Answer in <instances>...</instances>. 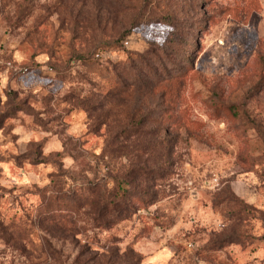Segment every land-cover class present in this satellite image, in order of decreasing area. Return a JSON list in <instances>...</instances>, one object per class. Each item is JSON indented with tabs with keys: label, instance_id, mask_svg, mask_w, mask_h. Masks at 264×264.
Masks as SVG:
<instances>
[{
	"label": "rangeland",
	"instance_id": "374dc122",
	"mask_svg": "<svg viewBox=\"0 0 264 264\" xmlns=\"http://www.w3.org/2000/svg\"><path fill=\"white\" fill-rule=\"evenodd\" d=\"M9 57L0 264H44L45 236L66 263L89 243L134 264H264V0H0ZM96 184L135 213L93 221ZM48 199L75 239L39 222Z\"/></svg>",
	"mask_w": 264,
	"mask_h": 264
},
{
	"label": "trees",
	"instance_id": "16d2710c",
	"mask_svg": "<svg viewBox=\"0 0 264 264\" xmlns=\"http://www.w3.org/2000/svg\"><path fill=\"white\" fill-rule=\"evenodd\" d=\"M96 59L99 61H108L111 59L110 55L104 53V52H97L95 53ZM13 61L14 57H9L7 60L4 61L3 64H0L1 66L6 68L7 61ZM41 63L38 61L35 62L32 66H29V69L37 68L40 66ZM4 69V68H3ZM2 69V70H3ZM0 69V71H2ZM56 72V70H55ZM58 176L57 173H52L51 178ZM59 183V181L55 182ZM58 193H60L61 188L57 189ZM111 191L104 190L100 185L96 184L94 185V188L91 189V197H93V206L95 208V211L93 213V216L91 219L93 221H98L100 219H103L107 216H112L111 218H106L105 222L103 223V226L105 228L110 227L115 221L118 220H124L129 219L132 213H135V208L130 207L131 203H128L126 201H117V200H111L110 201V193ZM57 193V194H58ZM51 201L46 200L45 202H42L41 207L42 208H51L48 213H44L43 215H39V222L43 223L44 227L46 226H54V227H60L64 230L65 226L70 227L69 235L75 239L76 237V221L77 218L70 214V212H64L61 211V209L58 208H52L50 203ZM43 211V209H42ZM10 240H14V238L17 236V238H23L21 233H15L10 234ZM112 243L115 244L118 242L117 237H113L111 239ZM42 252L46 256L47 261L48 260H54L53 262L47 263L45 261L44 264H114V263H122V264H134L136 261V258L131 257L133 253H135L133 248H129L121 253L120 248L116 245L113 247H101L98 249H93L89 243H85L80 247L79 253L74 258L72 263H66L61 258V251L57 250L50 241L49 238L46 236L44 237V242L42 246Z\"/></svg>",
	"mask_w": 264,
	"mask_h": 264
},
{
	"label": "built area",
	"instance_id": "2783aa9c",
	"mask_svg": "<svg viewBox=\"0 0 264 264\" xmlns=\"http://www.w3.org/2000/svg\"><path fill=\"white\" fill-rule=\"evenodd\" d=\"M124 43H125V45H128L129 42H128V40H126ZM6 64L9 65V66H13V65H14V62L10 60V61H7ZM27 70H29V68H28V67H24V68L21 69L20 72H21V73H24V72H26ZM47 71H48V72H53V67H52V66L47 67Z\"/></svg>",
	"mask_w": 264,
	"mask_h": 264
}]
</instances>
